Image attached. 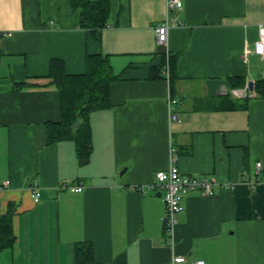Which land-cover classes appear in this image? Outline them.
<instances>
[{
  "label": "crops",
  "instance_id": "0c3cea01",
  "mask_svg": "<svg viewBox=\"0 0 264 264\" xmlns=\"http://www.w3.org/2000/svg\"><path fill=\"white\" fill-rule=\"evenodd\" d=\"M109 5L108 26L92 37L70 0H0V184L10 182L0 216L11 214L15 239L0 264H76L78 243L100 264H264V97L255 90L264 58L254 52L264 0ZM166 21L160 55L155 27ZM93 54L108 56L117 79L111 107L89 118L92 153L81 164L74 142H49L61 102L48 75L53 59L83 74ZM250 81L245 98L232 94ZM174 164L216 185L211 196L187 194L168 232L164 191L151 187Z\"/></svg>",
  "mask_w": 264,
  "mask_h": 264
},
{
  "label": "trees",
  "instance_id": "16d2710c",
  "mask_svg": "<svg viewBox=\"0 0 264 264\" xmlns=\"http://www.w3.org/2000/svg\"><path fill=\"white\" fill-rule=\"evenodd\" d=\"M72 10L81 18V28L88 30L92 37L108 26L110 16L109 0H70ZM171 74L175 71L177 57L169 56ZM48 77L57 88L61 102V120L48 125L49 142L71 141L81 164H87L92 153L91 127L92 113L111 107L110 85L117 79L112 72L108 56L87 55L86 71L80 75H70L63 61L53 59ZM235 87V85H232ZM255 90L264 97V81L255 83ZM227 99V98H226ZM225 100L209 109H219ZM14 236L11 214L0 216V251L12 247ZM76 264H100L94 259L93 247L89 243H78L75 250Z\"/></svg>",
  "mask_w": 264,
  "mask_h": 264
},
{
  "label": "built area",
  "instance_id": "2783aa9c",
  "mask_svg": "<svg viewBox=\"0 0 264 264\" xmlns=\"http://www.w3.org/2000/svg\"><path fill=\"white\" fill-rule=\"evenodd\" d=\"M183 8V0H167V9L181 10ZM169 22L155 27L158 45H165L168 38ZM254 52L264 58V27L261 29L260 39L254 45ZM169 76V69L166 70ZM176 119V116H173ZM261 163L256 165V175L261 174ZM10 182L0 184V190L8 188ZM215 181L209 180L206 177H197L184 175L180 172L178 166L172 165L168 170L158 171L155 174V183L152 189H161L164 191L163 201L165 204V215L163 217L164 228L168 232H172L177 223V216L184 210L182 205L183 198L193 192H202L207 195H214ZM62 189L72 192H82V187L71 186L68 183L62 185ZM35 202L39 201L38 187L36 183L31 187ZM165 264H204L201 261H188L184 256L173 257Z\"/></svg>",
  "mask_w": 264,
  "mask_h": 264
},
{
  "label": "water",
  "instance_id": "95a60500",
  "mask_svg": "<svg viewBox=\"0 0 264 264\" xmlns=\"http://www.w3.org/2000/svg\"><path fill=\"white\" fill-rule=\"evenodd\" d=\"M157 53L160 55H164L167 53V49L165 45H158ZM253 82L250 81L247 84V87L244 89H235L232 91V94L238 98H245L247 91H253Z\"/></svg>",
  "mask_w": 264,
  "mask_h": 264
}]
</instances>
